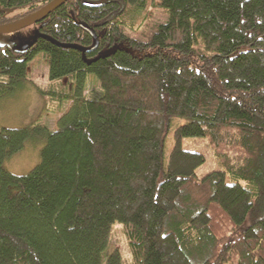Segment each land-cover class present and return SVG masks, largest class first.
<instances>
[{"label":"trees","instance_id":"obj_1","mask_svg":"<svg viewBox=\"0 0 264 264\" xmlns=\"http://www.w3.org/2000/svg\"><path fill=\"white\" fill-rule=\"evenodd\" d=\"M53 1L0 0V27ZM24 31L27 52L0 45V101L43 54L62 89L39 93L70 106L55 131L0 130V264H123L115 224L135 264H264V0H70ZM186 139L221 169L196 178Z\"/></svg>","mask_w":264,"mask_h":264},{"label":"rangeland","instance_id":"obj_2","mask_svg":"<svg viewBox=\"0 0 264 264\" xmlns=\"http://www.w3.org/2000/svg\"><path fill=\"white\" fill-rule=\"evenodd\" d=\"M158 14L157 11L155 15L156 23L161 20ZM25 33L24 31L18 32V35L13 34L12 40L10 41L23 42L24 40L19 35H25ZM28 79L31 84L27 85V88L0 101V130L3 128L24 129L36 125H44L50 130L55 131L58 119L65 113L70 105H62L49 96L39 93L38 88L46 92H58L62 89L59 82H51L49 80V63L45 55H37L30 63ZM65 89H68V87ZM99 92L100 85L97 79L93 75H89L85 96L91 97L97 95ZM184 124L185 122L178 120L173 122V131L167 142V153H169L174 146L172 140L173 132ZM45 143V140L28 143L21 152L6 162L5 166L8 172L20 176L29 174L40 163L41 151ZM183 148L186 151L207 155L206 162L196 171V178L201 179L207 174L221 169L218 159L211 153L205 142L201 139H186L183 142ZM228 182H232V180L229 179ZM109 249H115L120 252L123 264H135L122 224L113 225Z\"/></svg>","mask_w":264,"mask_h":264},{"label":"water","instance_id":"obj_3","mask_svg":"<svg viewBox=\"0 0 264 264\" xmlns=\"http://www.w3.org/2000/svg\"><path fill=\"white\" fill-rule=\"evenodd\" d=\"M68 1L70 0H54L53 2L36 12L34 15L15 24L0 27V45L14 47L16 49H19V51L21 52H27L30 48V45L25 44L21 47H17L15 46V43L13 41H6L4 36L21 32L26 28L40 23ZM97 48L98 40L96 38L95 46L91 50L95 51Z\"/></svg>","mask_w":264,"mask_h":264}]
</instances>
